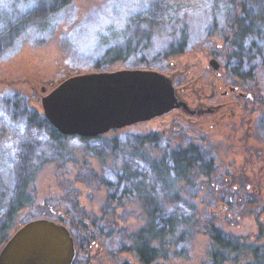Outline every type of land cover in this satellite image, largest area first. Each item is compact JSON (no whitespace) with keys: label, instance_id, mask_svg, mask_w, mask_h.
Segmentation results:
<instances>
[{"label":"rangeland","instance_id":"rangeland-1","mask_svg":"<svg viewBox=\"0 0 264 264\" xmlns=\"http://www.w3.org/2000/svg\"><path fill=\"white\" fill-rule=\"evenodd\" d=\"M69 2L71 14L66 15L62 0H0V55L9 58L0 65V237L25 222L47 218L71 230L77 241L76 264H142L132 238L146 226L147 215L136 196H127L131 180L118 177L126 168L149 188L164 218L173 212L179 219L172 234L165 236L162 230V237L154 240L162 248L158 246L160 253L149 264H257L264 257L258 228L259 222L264 225V142L258 137L264 65L249 79L230 68L231 27L243 15L242 7L249 16L257 9L256 0ZM260 30L264 36V26ZM199 57L207 65H221L228 85L254 95L245 102L243 121L229 139L207 140L209 144L191 140L177 123L170 125L178 133L162 135L178 147L212 146L217 170L212 180L191 173L193 181L166 186L163 174L157 178L149 161H159L165 152L140 141L146 134L156 135L159 121L82 140L57 136L45 120L27 113L29 108L41 109L39 98L51 84L93 71L94 65L166 73ZM13 93L25 96L22 109L17 110L12 98L5 99ZM242 175L250 181L239 182ZM20 194L25 205L14 211ZM211 227L235 247L221 249Z\"/></svg>","mask_w":264,"mask_h":264},{"label":"water","instance_id":"water-1","mask_svg":"<svg viewBox=\"0 0 264 264\" xmlns=\"http://www.w3.org/2000/svg\"><path fill=\"white\" fill-rule=\"evenodd\" d=\"M49 88L42 89L46 93L39 98L41 111L63 136L97 138L178 107L171 78L154 69L82 71ZM75 254L73 238L63 224L37 218L4 242L0 264H72Z\"/></svg>","mask_w":264,"mask_h":264},{"label":"trees","instance_id":"trees-1","mask_svg":"<svg viewBox=\"0 0 264 264\" xmlns=\"http://www.w3.org/2000/svg\"><path fill=\"white\" fill-rule=\"evenodd\" d=\"M63 4L61 7L65 8V14H71V3H65L66 0H62ZM256 8L249 16V11L242 7L243 15L238 16L235 19V24L232 25L231 28H234L232 32V40H231V48L233 49V56H231L230 65L231 69L237 76L243 79H249L251 77L252 71L256 70L258 65H264V36L261 34L263 31L260 30V26H264V0H256L255 2ZM60 7V6H59ZM158 8V7H157ZM57 9L54 8V11ZM64 18V17H62ZM73 23V22H72ZM74 25L71 24L70 29H72ZM262 37V38H261ZM64 41V40H63ZM67 41V39H66ZM18 51V49H17ZM17 52H15L16 54ZM1 54V53H0ZM0 65H3L5 61L9 60L4 55H0ZM106 57V56H105ZM108 60V57H106ZM111 59V58H110ZM62 60V59H61ZM112 61V59H111ZM94 71L97 70H111V68H102L100 65H94ZM55 76L50 75L48 78ZM47 78V77H46ZM6 86V85H2ZM7 87V86H6ZM4 97V96H3ZM12 98L13 100H11ZM5 99L16 101L17 110L18 107L22 109L21 106L26 104V98L23 95H19L17 93L8 94ZM7 100V101H8ZM18 100V101H17ZM24 107V106H23ZM16 110V109H15ZM24 113V112H23ZM27 113L30 117H33L35 120H45L44 115L39 108L28 109ZM46 121V120H45ZM46 124L50 126L53 133L57 136L60 134L46 121ZM124 130L112 131V133L118 134V132ZM259 139L264 142V115L259 122ZM111 133V132H109ZM163 132L155 134H146L141 136L140 143L146 142V144H152V146L157 145L159 147V151H163L165 153L162 154V157L159 161L152 163L149 161L151 165H153V172L157 176L163 174L164 183L167 185V182H191L193 181L191 173L196 175L203 174L208 177V179L212 180L211 177L216 174L217 170L214 167V159L212 158L211 151L213 150L212 146L206 145L205 147H201L199 145L188 144L183 147H178V145L170 144L169 141H166L164 138ZM101 137V136H100ZM164 139V140H161ZM84 140V138L82 139ZM116 144V143H115ZM209 144V142H208ZM213 145V144H210ZM175 146V147H174ZM216 163V162H215ZM136 172H132L128 169H123L118 174V177L121 180H131V185L129 187V192L127 196L133 195L138 198L140 203L143 206L144 214L147 215V223L144 228L139 230L133 238H132V249L136 251V255L138 256L140 262L142 264H149L159 255V250L162 248L161 242L154 241L156 239H160L163 235L167 236L172 234L174 229L179 224V219H175L172 217V213H169L165 218L163 213L160 211L157 203L154 199L148 194L147 188L143 185L139 179H136ZM193 174V175H194ZM235 178V177H234ZM159 179V178H158ZM250 181L249 176L242 175L239 179V182L242 184H246ZM23 189V188H22ZM149 189V188H148ZM244 187H240L239 191H243ZM125 195L122 194L121 197ZM23 195L20 194L16 197L15 207H13L14 211L22 208L25 203L23 200ZM113 198V195H111ZM126 197V196H125ZM246 197V195H244ZM130 198V197H129ZM249 203V202H248ZM249 205V204H248ZM161 224L163 227H159ZM187 223V221H185ZM184 222V223H185ZM258 228L262 243L260 244V252L264 253V225L262 223H258ZM209 232L213 235L215 243L220 245L221 249L226 247H235L228 238L221 235L219 229L210 228ZM4 232L0 237V242L3 240H7L9 238ZM4 241V242H5ZM157 245V246H155ZM161 247L159 249V247ZM254 254L258 252L257 248L254 250ZM263 259V260H262ZM257 264H264V257H260Z\"/></svg>","mask_w":264,"mask_h":264},{"label":"flooded vegetation","instance_id":"flooded-vegetation-1","mask_svg":"<svg viewBox=\"0 0 264 264\" xmlns=\"http://www.w3.org/2000/svg\"><path fill=\"white\" fill-rule=\"evenodd\" d=\"M199 59L188 65L181 63L173 72L164 73L171 78L178 107L162 116L120 130L126 131L133 126L159 121L160 125L153 133H171L176 127L170 124L177 123L178 126L181 124L179 127L183 133L187 131L191 135V140L196 137L208 143L207 140L212 142L211 139H229L233 128L243 121L244 114L241 111L244 110L245 102L252 101L254 95L247 96L238 85H228L222 75L221 65H207ZM66 228L76 250L77 241L68 226ZM75 258L72 264H76Z\"/></svg>","mask_w":264,"mask_h":264}]
</instances>
